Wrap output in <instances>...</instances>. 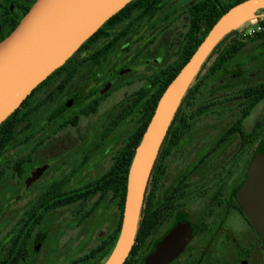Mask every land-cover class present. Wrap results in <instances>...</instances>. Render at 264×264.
<instances>
[{"label":"flooded vegetation","instance_id":"1","mask_svg":"<svg viewBox=\"0 0 264 264\" xmlns=\"http://www.w3.org/2000/svg\"><path fill=\"white\" fill-rule=\"evenodd\" d=\"M34 1L0 0V41ZM213 2L144 1L90 35L22 100L27 116L17 135L0 137V264H86L106 252L102 264L108 257L119 224L120 166L134 154L153 99L181 68L175 73L191 19L212 15ZM207 57L152 163L125 264L161 255L171 257L160 264H264V240L239 196L264 140V116L249 128L245 119L264 98L239 120L243 105L225 101L233 90L215 89L220 74L205 75ZM254 72L240 84L264 81V67ZM226 112L236 116L224 120Z\"/></svg>","mask_w":264,"mask_h":264},{"label":"water","instance_id":"2","mask_svg":"<svg viewBox=\"0 0 264 264\" xmlns=\"http://www.w3.org/2000/svg\"><path fill=\"white\" fill-rule=\"evenodd\" d=\"M129 1L35 0L15 28L0 41V123L39 82ZM260 9H264V0H242L224 11L160 95L135 147L127 173L119 232L102 264H122L128 256L152 163L186 88L218 41L261 15ZM34 177L32 173L26 184ZM239 196L244 212L264 240V151L250 162ZM169 257L158 256L152 259V264H160Z\"/></svg>","mask_w":264,"mask_h":264},{"label":"trees","instance_id":"3","mask_svg":"<svg viewBox=\"0 0 264 264\" xmlns=\"http://www.w3.org/2000/svg\"><path fill=\"white\" fill-rule=\"evenodd\" d=\"M147 0H131L127 4L123 6L119 11H117L115 14H113L110 18H108L101 27L98 28L93 33V36L96 35V33L102 29L103 26L108 24L115 23V19L121 17V15H124V13H129L132 9L138 8V6H141V4ZM242 0H214L213 6H214V12L212 15H205V16H197L196 18L191 19V23L189 26V37H190V43L189 47L185 51L182 57L181 63L175 68V73L177 70L181 67L182 64L185 63V61L189 58V56L193 53L197 45L200 43V41L203 39V37L206 35L212 24L218 19V17L226 11L229 7L232 5L240 2ZM201 5V4H200ZM258 13H264V9L258 10ZM260 22L264 24V18L260 19ZM203 27V30L201 31V28ZM193 28L197 31V39L194 41V33ZM92 38V36H90ZM192 39V40H191ZM260 42L261 44L264 43V29L261 31H257L252 33L251 35L242 36L241 33L234 29L229 31L227 34H225L218 43L213 47L211 52L209 53L207 60L212 58V61L210 63V68L206 71L205 75L213 74L216 77L222 73L226 65L233 59H235L243 50L245 47H247L249 44H252L253 42ZM201 71H199L200 73ZM174 73V74H175ZM173 74V75H174ZM172 77H168L167 82ZM205 78V77H202ZM200 80H203V79ZM166 82V83H167ZM162 91V90H161ZM161 93V92H160ZM188 94V93H187ZM159 97V94L153 99L151 103V108L149 115L147 119L145 120L144 124H147L149 120V116L152 114L154 106L156 104V100ZM264 98V81H254L251 80L244 84H239L237 88H235L229 96L225 97V101H232V99H237V105H243V108L240 110V118L242 119L243 116H245L250 109L255 106V104L260 100ZM22 106V105H21ZM26 113L24 112V109L16 108L13 112H11L1 123H0V137L4 136H16L18 133L17 126L19 125L18 122L26 117ZM29 118V117H28ZM177 119V115H175L173 120ZM145 129L143 126L141 128V132ZM263 131H264V125H263ZM140 134L136 137V141L134 143V147L137 146L139 139L141 137ZM264 151V144L259 147V149L256 151V153ZM133 156V150L129 152L126 158L125 167H121L122 171L118 173L117 175V186H118V196H119V224L117 231L115 232L113 236V242L117 238L119 228H120V222L122 218V211H123V203H124V197H125V191H126V180H127V171L129 164L131 162ZM119 163V162H118ZM29 227H31L29 225ZM104 252L101 255H94V256H88L86 258V264H100L102 261V258L107 254ZM126 260L122 263L125 264Z\"/></svg>","mask_w":264,"mask_h":264},{"label":"rangeland","instance_id":"4","mask_svg":"<svg viewBox=\"0 0 264 264\" xmlns=\"http://www.w3.org/2000/svg\"><path fill=\"white\" fill-rule=\"evenodd\" d=\"M264 14V13H261ZM248 22V21H247ZM246 24V23H245ZM244 24V25H245ZM240 25L236 28L239 30ZM264 67V43L253 42L233 60H231L219 76L215 89L224 88L230 92L237 88L240 82L246 81L250 76H255V69ZM239 80V81H235ZM218 93V92H217ZM231 93V92H230ZM232 104V102H230ZM232 106V105H231ZM224 120H232L236 112H226ZM257 116H264V100L258 103L245 119V124L249 128ZM264 144V140H263ZM64 242V241H62ZM62 244V243H61Z\"/></svg>","mask_w":264,"mask_h":264},{"label":"built area","instance_id":"5","mask_svg":"<svg viewBox=\"0 0 264 264\" xmlns=\"http://www.w3.org/2000/svg\"><path fill=\"white\" fill-rule=\"evenodd\" d=\"M261 14V13H260ZM264 18V14H261L248 22L243 23L241 27H239V32L242 36L251 35L254 32L261 31L264 29V24L260 22V19ZM245 24V25H244Z\"/></svg>","mask_w":264,"mask_h":264}]
</instances>
